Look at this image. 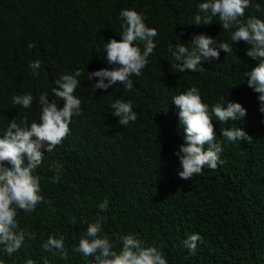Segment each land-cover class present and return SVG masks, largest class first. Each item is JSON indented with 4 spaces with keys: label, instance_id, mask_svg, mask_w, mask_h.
I'll return each mask as SVG.
<instances>
[{
    "label": "trees",
    "instance_id": "trees-1",
    "mask_svg": "<svg viewBox=\"0 0 264 264\" xmlns=\"http://www.w3.org/2000/svg\"><path fill=\"white\" fill-rule=\"evenodd\" d=\"M203 2L0 0V136L12 120L20 124L26 118L29 126L41 122L39 96L47 93L51 101L55 81L77 69L80 83L73 94L82 110V115L73 116L62 142L52 152L45 149L33 172L39 177L43 202L34 212L17 211L18 230L25 231V239L11 256L0 245V264H26L28 259L34 264H93L94 256L85 257L73 248L88 223L99 217L104 218L100 235L107 236L117 252L122 248L120 237L133 235L144 246H155L167 264H264V113L259 110V93L247 85L244 75L261 58L248 56L251 45L239 41L232 52L219 50L218 59L203 62V72L179 73L168 50H175L177 43L190 49V41L199 34L232 46L230 32L223 30L218 17L207 25L192 23ZM126 8L136 10L146 26L157 30L156 48L141 74L130 76L131 91L118 82L93 92L99 78L89 81L88 73L112 67L104 45L111 38L121 39L119 14ZM253 16L264 20V0H250L240 19ZM36 60L41 64L38 76L29 68ZM193 86L209 106L223 163L215 170L205 166L200 174L183 180L174 153L185 143V133L172 99ZM24 94L33 96L31 106L13 105V97ZM56 99L63 107V100ZM117 99L131 103L136 121L118 123L111 108ZM228 100L247 110L243 120L221 124L215 119L212 106L222 102L226 107ZM236 127L243 128L252 143L222 137L223 128ZM57 163L63 167L59 182H53ZM106 198L108 207L101 210ZM71 217L75 223L69 222ZM194 233L203 241L190 254L183 241ZM49 235L64 237L67 258L43 249Z\"/></svg>",
    "mask_w": 264,
    "mask_h": 264
},
{
    "label": "clouds",
    "instance_id": "clouds-1",
    "mask_svg": "<svg viewBox=\"0 0 264 264\" xmlns=\"http://www.w3.org/2000/svg\"><path fill=\"white\" fill-rule=\"evenodd\" d=\"M197 7L199 11L192 23L207 25L213 22V17H218L223 30L230 32L232 46L226 42L217 44L213 37L206 34L194 36L190 41V49L183 43H177L175 50L171 47L168 49L175 61V72H203V62L218 59L219 50L232 52L233 43L244 41L251 45L246 54L254 59L261 58L260 63L244 75L247 85L259 93V110L264 113V20L254 16L246 21L240 19L244 16L245 9L250 7V0H206ZM256 10H261L259 5ZM119 15L123 20L122 31L119 33L121 39L111 38L104 45L105 59L112 67L88 73L89 81L93 77L99 78L92 85L93 92L97 89L107 90L118 82L124 86L125 91H131L133 82L130 76L141 74V70L148 64V57L156 48L154 37L157 36V30L146 26L140 13L126 8L122 9ZM214 44L217 46L213 47ZM140 45L143 46V51ZM32 46L29 45L30 48ZM40 66L39 60L30 62L29 68L34 76L39 75L37 70ZM80 75L79 69L74 74H62L55 81L56 87L52 88L51 101L47 93L39 96L41 122L33 121L29 126L26 118L20 124L12 120L0 136V245L4 246L3 250L9 256L21 248L25 239V231L18 230L17 211L34 212L37 204L44 199L40 194L39 177L33 175L34 170L41 165L45 149L46 152H52L68 135L73 116L82 115L81 100L73 94L80 83L77 79ZM56 98L63 100V107L58 106ZM221 100L223 101V98ZM32 102L31 94L16 95L12 99L13 105H21L26 109ZM172 103L178 109L179 123L185 133V143L174 153L180 160L178 176L183 180H190L194 175L200 174L205 166L215 170L218 164L223 163L220 158L223 148L216 142L213 119L208 112L209 106L202 102L199 90L193 86L174 96ZM111 108L112 115L118 117V123L123 126L137 119V114L129 102L117 99ZM246 112L241 103L235 101L228 100L226 107L222 102L212 106V115L221 124L243 120ZM222 137L230 142L252 143V137L241 127L223 128ZM8 164L11 167H7ZM62 167L63 165L58 163L55 165L57 175L53 176V182H59V171ZM108 203L106 198L99 208L107 209ZM69 222L75 223L76 218L71 217ZM82 222L88 223L86 219H82ZM103 223V217L88 223L86 233L81 236L73 252L81 253L85 257L94 256L93 264H167L155 246H144L133 235L121 236L122 248L119 252L113 250L108 237L100 235ZM29 235L35 238L34 233ZM202 241L203 237L194 233L189 235L183 244L190 254H195L198 242ZM42 247L54 255L58 253L61 258L68 257L63 236L56 238L49 235ZM26 264H34V261L28 259ZM44 264H47V260Z\"/></svg>",
    "mask_w": 264,
    "mask_h": 264
}]
</instances>
